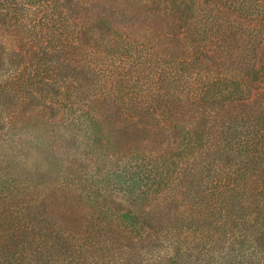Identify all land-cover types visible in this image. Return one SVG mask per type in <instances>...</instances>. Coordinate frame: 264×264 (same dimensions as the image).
<instances>
[{
	"label": "rangeland",
	"instance_id": "1",
	"mask_svg": "<svg viewBox=\"0 0 264 264\" xmlns=\"http://www.w3.org/2000/svg\"><path fill=\"white\" fill-rule=\"evenodd\" d=\"M191 1L0 0V264L254 248L180 227L193 174L264 190V20Z\"/></svg>",
	"mask_w": 264,
	"mask_h": 264
},
{
	"label": "trees",
	"instance_id": "2",
	"mask_svg": "<svg viewBox=\"0 0 264 264\" xmlns=\"http://www.w3.org/2000/svg\"><path fill=\"white\" fill-rule=\"evenodd\" d=\"M194 6L217 16L225 15V11H234L239 14L256 13L264 20V0H192ZM228 14V13H227ZM220 19V17H215ZM41 52L48 54L45 48ZM224 111V110H223ZM181 121L178 119L179 125ZM202 177L197 173L191 176V185L194 182L193 193L197 199L186 207L180 220V227L187 225L189 229L198 234L203 231L207 234L226 233L230 230H240L244 221L250 217L254 229V248H167L161 257L160 264H264V190L251 198L256 202L251 211L243 204V198L238 192L235 196L224 195L219 192L214 197L211 193L204 195L199 189ZM200 180V183H199ZM245 236V235H244ZM158 239L157 236L152 237ZM233 244H240L238 238H233ZM55 256L49 252L39 253L35 259L36 264H50Z\"/></svg>",
	"mask_w": 264,
	"mask_h": 264
}]
</instances>
